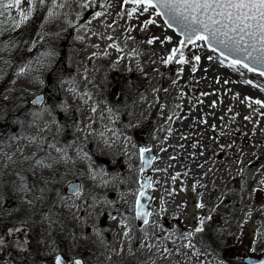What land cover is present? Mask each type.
Returning a JSON list of instances; mask_svg holds the SVG:
<instances>
[{
	"label": "rangeland",
	"instance_id": "rangeland-1",
	"mask_svg": "<svg viewBox=\"0 0 264 264\" xmlns=\"http://www.w3.org/2000/svg\"><path fill=\"white\" fill-rule=\"evenodd\" d=\"M82 4L89 0H57L63 7L54 9L56 27L73 30L61 97H46L30 69L13 75L11 84L33 95L29 104L45 98L30 105L28 125L17 126L15 112L1 117L0 264H32L34 257L54 264L58 254L69 264L261 258L264 190L254 189H264V107L255 100L264 101V76L228 67L206 45L184 46L187 63H177L178 55L165 63L181 39L161 16L151 9L129 16L133 5L123 0ZM21 7L27 10L28 0ZM11 16L19 18L16 8ZM146 20L155 23L145 27ZM13 96L4 94L5 106ZM140 148L156 153L152 216L143 226L136 219L145 177ZM71 182L81 184L77 197L65 193ZM40 189L44 199L37 200Z\"/></svg>",
	"mask_w": 264,
	"mask_h": 264
},
{
	"label": "snow or ice",
	"instance_id": "snow-or-ice-1",
	"mask_svg": "<svg viewBox=\"0 0 264 264\" xmlns=\"http://www.w3.org/2000/svg\"><path fill=\"white\" fill-rule=\"evenodd\" d=\"M47 3L48 0H28L29 8L24 10L21 7L22 0H0V15L7 13L11 20L12 30H15L27 22L39 7L46 6ZM51 3L52 7L48 8L47 13L49 18L56 15L55 7H63V5H57V0H51ZM90 3L91 0H89L88 5L82 4L81 7H87ZM123 3L125 5H133L127 13L129 16L138 10L149 12V9H151L157 16L166 18L165 22L169 28L175 25L178 29L183 39L178 41V47L171 49V54L165 63L171 62L177 55L179 57L176 60L177 63H187L188 61L185 60L183 52L187 42L197 47L207 45L213 52L219 51L220 56L223 58L220 62L224 63V60H230L228 64L230 68H244L250 72L258 71L260 76H264V0H123ZM13 8H16L19 13L18 19L11 16V9ZM95 15L99 17L102 13L96 12ZM154 23L155 20H146L144 26L147 27L149 24ZM0 35H3L2 31H0ZM167 39L171 41L172 37L169 36ZM152 42V40L148 41L149 44ZM194 59L199 61L201 58L200 56H195ZM4 63L8 64L9 61L5 60ZM30 65L31 62L21 67L17 75H23L27 72L30 69ZM256 65H259V68ZM246 83L252 84V81L249 80ZM37 99L39 100L40 98L38 97ZM255 104L264 107V101L259 99L255 100ZM213 106H215L214 103ZM249 107H251V103H249ZM260 115L264 116V112H261ZM244 119L250 120L251 117L246 116ZM254 133L255 130L253 129V137ZM244 135L247 136L248 133H244ZM232 146L231 143L227 145L228 148ZM192 147H196V145L194 144ZM223 147L225 146L221 145V148ZM57 151H60V149H57ZM148 151H150L148 148L139 149L142 158ZM49 158L51 159V157ZM150 162L148 161V163ZM35 163L49 166L44 165L42 160H36ZM240 163L243 164V160H240ZM241 174L243 176V170H241ZM261 175H264V171L261 172ZM258 183L264 186V179H260ZM144 187L145 185L141 183L138 197L145 195ZM256 190L264 189H254V191ZM39 191L41 195L36 196L35 199L42 200L44 199V190L40 189ZM136 206L137 217L143 218L144 224H148L149 220L147 217L151 213L140 211L143 205H141L139 198L136 200ZM198 207L203 208L204 205L199 204ZM204 219V217L200 218V226L195 229L196 232L203 231ZM207 219L210 220L211 217L209 216ZM4 244L5 241L0 239V245ZM252 251L255 252L256 249L253 248ZM55 264H64L63 258L57 255ZM74 264H82V262L76 260ZM260 264H264V261H261Z\"/></svg>",
	"mask_w": 264,
	"mask_h": 264
},
{
	"label": "trees",
	"instance_id": "trees-1",
	"mask_svg": "<svg viewBox=\"0 0 264 264\" xmlns=\"http://www.w3.org/2000/svg\"><path fill=\"white\" fill-rule=\"evenodd\" d=\"M51 7V0H48L46 6L35 11L34 18L15 30H12L9 15H0V31L3 32L0 35V123L6 121L1 118L3 115L13 112L17 113V126L25 121L26 125L30 122L32 108L28 100L33 95L18 84H11L13 75L29 62L30 71L39 76L43 83L46 97L55 100L61 97L62 83L68 73L70 50L74 45L73 30L61 31L56 27L55 17L49 18L47 14ZM5 60L9 63L5 64ZM6 92L14 93V96L13 102L5 106L3 99ZM132 103L130 101L129 105ZM11 137L9 135L7 141ZM33 261L32 264H42L35 257ZM49 264H53V260Z\"/></svg>",
	"mask_w": 264,
	"mask_h": 264
},
{
	"label": "water",
	"instance_id": "water-1",
	"mask_svg": "<svg viewBox=\"0 0 264 264\" xmlns=\"http://www.w3.org/2000/svg\"><path fill=\"white\" fill-rule=\"evenodd\" d=\"M161 18L164 21V23L166 24V26L168 27L167 23L165 22L166 18L162 17V16H161ZM169 29L172 30L180 39H183V37L180 36L179 31L175 27V25ZM188 45H190V44L186 42L185 46H188ZM215 53L220 56L219 51H216ZM256 67L259 68V65H256ZM254 73L259 74L258 71L254 72ZM38 97L40 98L39 100L37 99ZM44 98H45L44 95H38L30 101V105L33 107L41 106L43 104ZM155 160H156V153L153 149H150V151L146 152L144 154L143 158L141 157V161H142L141 174L142 175L145 174L144 182H143V184L145 185V187L143 189L145 195L138 197L141 205H143V207L140 209L141 212L147 211L149 213H152L150 205L154 202V197L149 193V190L151 188V178H152L151 169H152V166H153ZM148 161H151V162L148 163ZM81 191H82L81 184L78 182L69 183L65 189V193L71 197L79 196L81 194ZM136 211H137V206H136ZM151 216H152V214L147 217L149 222L151 220ZM136 219H137V223L139 226L146 225L143 222V218H138L136 215ZM162 221H163L166 228L170 227L169 222L167 220L162 218ZM58 255L63 258L64 264H69V261L62 254H58ZM76 260H80L82 262V264H85L84 260L81 258H77V259H75V261ZM261 261H264V250H263V256L259 259H254V258H250V257H246L243 259V262L245 264H260ZM54 264H55V258H54Z\"/></svg>",
	"mask_w": 264,
	"mask_h": 264
}]
</instances>
